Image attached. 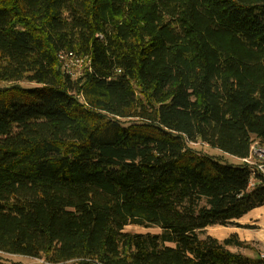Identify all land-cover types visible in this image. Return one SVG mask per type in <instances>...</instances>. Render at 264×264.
<instances>
[{"label": "trees", "instance_id": "trees-1", "mask_svg": "<svg viewBox=\"0 0 264 264\" xmlns=\"http://www.w3.org/2000/svg\"><path fill=\"white\" fill-rule=\"evenodd\" d=\"M3 83L0 252L264 264L231 250L249 247L237 233H206L264 206V174L190 147L241 160L264 145V0H0Z\"/></svg>", "mask_w": 264, "mask_h": 264}, {"label": "rangeland", "instance_id": "rangeland-1", "mask_svg": "<svg viewBox=\"0 0 264 264\" xmlns=\"http://www.w3.org/2000/svg\"><path fill=\"white\" fill-rule=\"evenodd\" d=\"M65 65V61L69 64V70L73 71L75 73H80L81 71H83V69L85 67H87L88 63L84 60L79 61V62H75V61H70L68 59H62ZM74 62V63H72ZM12 84L9 83H3L0 86H9ZM16 86L18 85L22 90H24L25 92H21L18 91L16 92V96L19 97L20 100H22L25 103H31L34 99H36V96H34V94H30L26 91H30L36 87H38L39 85L36 83H29V82H17V84H15ZM193 147L194 149L198 150L199 152H206L208 153L210 156H212L213 158H215L216 160H218L219 162H223V163H229V164H240L241 160L237 159L235 157L230 156L229 154H226L225 152L221 151L220 149H214L209 147L206 143H202L200 141L197 142H191L190 143V147ZM256 164L253 165V167H255ZM256 179L253 175L252 178V184L255 183ZM264 219V217H263ZM254 231H256L257 227L253 226ZM126 231H130L133 233L136 232H140V233H160L161 230L159 227L157 226H151L150 228H146L144 226H139V225H129L125 228ZM216 234V233H215ZM219 235V234H218ZM243 251L247 252V254H250L252 256H256L259 255L261 257V255H264V249L262 248V244H260L258 241H250L249 247L247 248H243ZM0 264H48L46 263L43 259H33V258H29V257H25V256H18V255H10V254H2L0 253ZM68 264H75V262H70Z\"/></svg>", "mask_w": 264, "mask_h": 264}, {"label": "crops", "instance_id": "crops-1", "mask_svg": "<svg viewBox=\"0 0 264 264\" xmlns=\"http://www.w3.org/2000/svg\"><path fill=\"white\" fill-rule=\"evenodd\" d=\"M264 206L254 208L250 210L247 214L243 215L240 218L235 219V221L239 224L236 226H224V225H213L208 226L206 228V233L213 235L220 240L228 237L232 233H237L239 237L250 243V241H258L262 244V248L264 249ZM253 226L257 227L256 231H254ZM216 233V234H215ZM219 234V235H218ZM233 251H241L245 254L247 252L243 251V249L239 248H231ZM251 256L250 254H247Z\"/></svg>", "mask_w": 264, "mask_h": 264}, {"label": "built area", "instance_id": "built-area-1", "mask_svg": "<svg viewBox=\"0 0 264 264\" xmlns=\"http://www.w3.org/2000/svg\"><path fill=\"white\" fill-rule=\"evenodd\" d=\"M61 58L65 60L68 59L70 61H75V62L84 60L83 58L78 57L75 53L73 54V52H69L68 54H61ZM69 64L70 63H67L65 61L64 66L66 67V69H68L69 72L72 73V71L69 70ZM241 161L246 163L247 165L249 164L253 173H255L256 171H259L261 174H264V145L261 146L257 141L253 142V144L251 145L250 155L248 156V158L241 159ZM254 164H256L255 167H253ZM261 258H264V255H261ZM93 262L94 264H104L97 260H94Z\"/></svg>", "mask_w": 264, "mask_h": 264}]
</instances>
